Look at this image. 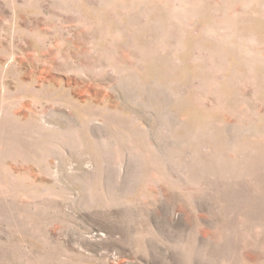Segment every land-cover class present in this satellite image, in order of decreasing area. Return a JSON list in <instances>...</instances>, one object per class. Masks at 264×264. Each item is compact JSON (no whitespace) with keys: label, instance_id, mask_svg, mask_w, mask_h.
Listing matches in <instances>:
<instances>
[{"label":"rangeland","instance_id":"374dc122","mask_svg":"<svg viewBox=\"0 0 264 264\" xmlns=\"http://www.w3.org/2000/svg\"><path fill=\"white\" fill-rule=\"evenodd\" d=\"M0 264H264V0H0Z\"/></svg>","mask_w":264,"mask_h":264}]
</instances>
